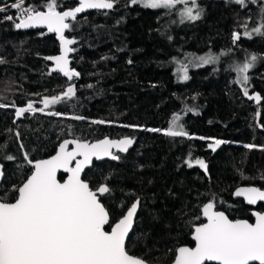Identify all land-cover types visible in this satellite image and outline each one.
<instances>
[{
  "label": "trees",
  "instance_id": "trees-1",
  "mask_svg": "<svg viewBox=\"0 0 264 264\" xmlns=\"http://www.w3.org/2000/svg\"><path fill=\"white\" fill-rule=\"evenodd\" d=\"M26 3L42 8V0ZM58 3L60 11L75 6L70 0ZM197 3L203 10L201 18L177 25L172 12L127 6L129 0H119L111 11L87 12L71 22L72 30H66L65 36L77 41L71 45L76 51L69 55V66L80 74L72 81L76 95L46 111L80 115L83 120L37 111L13 122V103L23 107L33 101L35 107H43V97L59 95L69 82L60 73L48 75L50 63L45 57L59 53L56 37L42 30L17 31L13 22L3 20L14 11L0 13V60L5 61L0 63V103L9 105L0 108V195L9 192L12 202L15 193L11 189L31 171L21 144L31 160L46 158L63 139L72 138L67 129L71 125L73 135L87 142L103 137L134 140L126 153L118 155L119 160L92 162L82 174L92 187L106 182L112 188L110 195L101 198L112 223L140 198L126 241L131 255L152 264H169L176 247L192 245L191 229L201 222L195 217L210 200L215 210L231 220L251 222L253 211L262 212V205L246 206L232 199L231 193L238 186L264 188V151L244 147L264 146V130L256 126L264 124V36H243L245 25L247 30L257 23L259 27L264 18L257 16L258 5L251 2L245 7L227 0ZM234 31L241 37L235 45ZM217 51L233 58L258 56L246 87L249 95L261 97L259 103L249 100L233 83L236 73L225 60L190 70L184 83L174 81L173 62L180 56ZM186 106L196 114L184 111ZM173 113L181 115L189 135L228 143L212 152L208 148L211 139L171 138L142 130L165 129ZM93 120L111 123L92 124ZM7 155L15 159L9 161ZM190 155L193 161H205L207 174L195 163L191 168L184 163ZM62 177L58 175L59 180Z\"/></svg>",
  "mask_w": 264,
  "mask_h": 264
},
{
  "label": "snow or ice",
  "instance_id": "snow-or-ice-1",
  "mask_svg": "<svg viewBox=\"0 0 264 264\" xmlns=\"http://www.w3.org/2000/svg\"><path fill=\"white\" fill-rule=\"evenodd\" d=\"M119 0H78V6L66 10H58L61 5L58 0H42V8L30 6L26 0H14L12 3L0 0V13H7L9 9L15 10L16 15H5L3 20L11 21L15 29L45 28L47 33H54L59 41V55L45 57L52 61L54 67L50 68L48 75L60 73L69 82L67 87L59 94L43 97L40 101L43 107L37 108L33 101L27 102L26 106L15 109L17 118L26 113L37 111L49 116L64 117L70 120L85 119L80 115L65 116L63 113L46 111L58 103L72 100L76 95V88L72 81L79 78V73L72 69L69 55L76 51L70 47L77 43L74 38L65 36L66 30H72V23L77 20L79 13L87 9L112 10ZM245 7L248 2L255 3L256 0H227ZM139 5L145 9H164L166 14L176 9L177 5H184L179 10L180 22L196 21L201 18L202 9L198 7L197 0H129L127 6ZM260 13L264 18V6ZM18 21V22H17ZM244 36L249 39L255 33L264 36V23L254 27L251 31L245 25ZM46 33H41L44 35ZM240 34L232 33L233 45L240 40ZM209 52L205 55L195 56L188 63L181 62L179 79L188 80V67H203L216 64L220 56ZM258 56L250 54L242 63L231 66L236 73L233 83L240 84L243 94L249 100L260 102L259 95H249L246 85L249 82V70L254 67ZM5 61L0 60V63ZM129 63L131 61L129 60ZM155 85H153L154 87ZM88 87H93L88 85ZM195 99V97H193ZM9 105L0 103V108ZM184 111L196 110L185 107ZM261 113H256L259 119ZM182 117L173 113L166 129L144 128L149 132H158L166 137H186L188 139H211L208 148L212 152L228 141L193 137L189 135L180 121ZM92 124L111 123L103 120H93ZM121 127H138L134 125H120ZM264 130V124H257ZM68 135L72 138L63 139L55 152L48 159L33 161L29 154L24 151L23 144L20 145L24 152V161L30 166L31 171L23 180L21 185L11 189L15 193L9 202V192L0 195V264H149L143 257L131 255L126 247V240L133 229L134 221L141 203L140 198L127 206L115 223L111 222L110 211L102 202L101 198L110 195L112 188L108 183H100L92 187L90 183L82 179V173L92 165L93 159L101 160L105 157L111 160H119L120 157L112 152L125 153L134 143L133 138L124 137L120 139L104 138L89 143L74 136L72 126L68 125ZM17 139L19 134L17 133ZM72 146L71 148L69 146ZM3 146H0L2 149ZM245 148L251 150L259 148L264 151V146L245 144ZM5 159L12 161V155ZM74 162V166H73ZM189 168L193 163L199 165L207 174V164L202 159L193 161L191 155L184 161ZM23 167V165H21ZM67 173V179L62 183L57 179L58 171ZM249 179V177H243ZM264 179V176L261 177ZM107 181L108 177H103ZM134 195V193L132 194ZM235 196L243 197L249 204L264 201V190L257 187H238ZM214 199V198H213ZM124 208V204L120 205ZM255 223L247 220H231L222 211L215 210L213 201L200 206V214L195 220H200L192 228L191 239L195 242L194 247L178 246L175 248L172 264H264V213L253 212ZM110 227V231L106 229Z\"/></svg>",
  "mask_w": 264,
  "mask_h": 264
},
{
  "label": "rangeland",
  "instance_id": "rangeland-1",
  "mask_svg": "<svg viewBox=\"0 0 264 264\" xmlns=\"http://www.w3.org/2000/svg\"><path fill=\"white\" fill-rule=\"evenodd\" d=\"M253 4H257V5H258V6H257V16H259V15L261 14V13H260V9H261L262 6H264V0H256V2L253 3ZM140 7H141V6H140ZM183 7H184V5H177V6H176V9H174V10L172 11V13H173V24L177 25V24H180V23H181V22H180V16L178 15V12H179V10H181ZM185 22H191V21H185ZM257 26H258V23H257V24H254V26H253L252 28L257 27ZM252 28H250L248 31H251ZM254 34H255V33H254ZM243 36H244V35H243ZM244 37H246V36H244ZM246 38H248V37H246ZM70 47H71V46H70ZM59 51H60V49H59ZM221 52H222V51L211 52V53H213V54L219 56V54H220ZM207 53H209V52H207ZM205 54H206V53H203V54L185 53V54H183L182 56H180L177 60H175V61L173 62V64H175V66L172 68V74H173L174 81H175L176 83H184V82H186V81H184V80L179 79L180 73H178L177 69L180 68V66H181V62H183V63H188L190 60H193V58H194L195 56H200V55H205ZM57 55H59V53H58ZM243 58H244V57H242V58L228 57V56L225 54V55H223V56H220V61H219V62H221L222 60H225L228 66H233V65L236 64V63H242V62H244L245 59H243ZM49 63H50V68H52V67L55 66L54 63H53L52 61H49ZM216 64H217V63H216ZM209 65H215V64H209ZM205 66H206V65H205ZM195 68H198V67H195V66H193L192 64L189 65V67H188V76H189V71L192 70V69H195ZM235 79H236V78H235ZM236 84H237V83H236ZM237 85H238V87L241 88V91H242V87H241V85H240V84H237ZM242 92H243V91H242ZM31 114H32V113H26L25 115H31ZM170 119H171V118H170ZM180 123H181V122H180ZM168 126H169V122H168L167 127H168ZM167 127H166V128H167ZM166 128H165V129H166Z\"/></svg>",
  "mask_w": 264,
  "mask_h": 264
},
{
  "label": "water",
  "instance_id": "water-1",
  "mask_svg": "<svg viewBox=\"0 0 264 264\" xmlns=\"http://www.w3.org/2000/svg\"><path fill=\"white\" fill-rule=\"evenodd\" d=\"M70 1H73V2H75V6H78V0H70ZM91 11H101V12H106V11H111V10H103V9H101V10H97V9H87V10H85L83 13H79L78 14V16H80V15H82V14H84V13H87V12H91ZM17 30V29H16ZM29 30H42V31H45L46 33H47V30L45 29V28H31V29H21V30H17V31H29ZM49 34H52V35H54L55 37H56V35L54 34V33H49ZM20 118H17L16 117V115H15V112H14V115H13V122L14 123H16L18 120H19ZM104 138H106V137H103V138H100V139H98V140H102V139H104ZM98 140H95V141H91V142H89V143H93V142H96V141H98ZM59 145V144H58ZM58 145H57V147L55 148V150H54V152L50 155V156H48V157H46V158H43V159H48V158H50L51 156H53V155H55V152H56V150H57V148H58ZM70 148L72 147L71 145L69 146ZM132 147V146H131ZM130 147V148H131ZM129 148V149H130ZM128 149V150H129ZM112 152H114V153H116L117 155H120V154H124V153H120V152H117V150L116 149H112L111 150ZM126 153V152H125ZM38 160H41V159H38ZM36 161V160H35ZM102 161H113V160H111L110 158H108V157H105V158H103V159H101V160H95V159H93V162H96V163H99V162H102ZM73 166H74V162H73ZM59 174H61L63 177H62V179H58V175ZM83 174V173H82ZM67 176H68V174L67 173H65V172H63L62 170H60V171H58V173H57V179H58V181L59 182H63L65 179H67ZM1 180H2V167H1V165H0V182H1ZM21 185V184H20ZM238 187H254V186H250V185H245V186H238ZM238 187H236L233 191H232V193H231V197H232V199H234V200H241L242 201V203L244 204V205H246V206H249V207H253V206H255V205H257V204H260V205H262L263 207H264V201H257V203L256 204H253V205H249L245 200H244V198L241 196V197H237V196H235V191H236V189L238 188ZM261 190H264V188L263 189H261ZM12 202H14V201H12ZM130 206V205H129ZM127 210V209H126ZM125 210V211H126ZM124 211V212H125ZM216 211H218V210H216ZM253 212H257V211H253ZM252 212V213H253ZM252 213H251V222L250 223H255V217L252 215ZM261 213H264V210L261 212ZM199 214H200V211H199ZM237 220H240V219H237ZM233 221H235V220H233ZM116 222V221H115ZM114 222V223H115ZM194 227V226H193ZM192 227V228H193ZM111 229H110V227L108 228V231H110ZM131 233V232H130ZM129 233V234H130ZM191 234H192V229H191V233H190V236H189V239H190V241H191V243H192V245L190 246V247H194L195 246V242L194 241H192V239H191ZM127 241V240H126ZM174 255H175V252H174ZM174 260V256H173V259H172V261ZM172 261L169 263V264H172ZM149 264H152V263H149Z\"/></svg>",
  "mask_w": 264,
  "mask_h": 264
},
{
  "label": "built area",
  "instance_id": "built-area-1",
  "mask_svg": "<svg viewBox=\"0 0 264 264\" xmlns=\"http://www.w3.org/2000/svg\"><path fill=\"white\" fill-rule=\"evenodd\" d=\"M4 2H7V3L10 4V3L14 2V1H12V2H8V1L4 0ZM10 10H12V9H10ZM12 11H14V13H13V14H9V15H13V16H15V15H16L15 10H12Z\"/></svg>",
  "mask_w": 264,
  "mask_h": 264
}]
</instances>
